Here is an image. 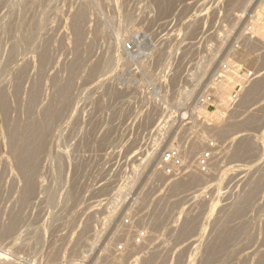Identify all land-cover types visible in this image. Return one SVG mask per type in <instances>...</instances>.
I'll use <instances>...</instances> for the list:
<instances>
[{"label": "rangeland", "instance_id": "374dc122", "mask_svg": "<svg viewBox=\"0 0 264 264\" xmlns=\"http://www.w3.org/2000/svg\"><path fill=\"white\" fill-rule=\"evenodd\" d=\"M258 2L0 0V264H93L135 236L128 216L149 231L140 264H264V38L246 31ZM238 44L257 75L238 106L178 126L206 56ZM206 138L210 174L169 185L158 155L173 142L192 162Z\"/></svg>", "mask_w": 264, "mask_h": 264}, {"label": "built area", "instance_id": "2783aa9c", "mask_svg": "<svg viewBox=\"0 0 264 264\" xmlns=\"http://www.w3.org/2000/svg\"><path fill=\"white\" fill-rule=\"evenodd\" d=\"M259 2L264 3V0H259ZM252 16L253 15L248 14V23L246 26L247 34H249L248 39L250 38L251 40L255 38L252 37L253 29L252 24L249 21ZM134 46H132V44L127 45L128 53L133 59L137 57L136 54L138 53L136 52L137 50L133 49ZM239 48L240 45H236V49L232 53H229L223 59H213L211 53L206 56V59L202 62V64L205 63L206 67L207 65H209V63H211V69L206 72V74H208V78L206 79L204 85L198 90L194 99L187 105V111H185L186 114L183 115L184 112H182L179 119H176V121L178 122V126H184V123L189 122V120L191 119L190 117L193 116L188 115L189 111H194L193 113L196 114L195 110L197 108L207 110L216 109L219 101L221 100L219 88L226 80V78H228V75L233 76L235 74V76H237L238 78H236L237 81L231 89L229 95L230 97L227 101V110L229 108L233 109L234 107L238 106L245 90L257 78L256 70L254 68H245L239 61ZM203 72H205V70ZM203 72L199 71V73H197L192 87L196 84L198 75H200L201 81ZM200 81L198 86L201 84ZM198 86L196 87V89L198 88ZM197 116L199 119L204 120L200 115L196 114V118ZM165 121L168 122L167 119ZM171 132L172 131H170V133ZM215 146L216 144L214 140H211V138H206V147L198 152V155L196 156L194 161L191 162L188 157L189 150L187 148H184L180 144L171 142V145L164 149L158 155L156 170L160 175L168 180L169 185L174 184L176 181L178 182V180H180L181 178L191 176L192 174L200 176L209 175L211 172V161L213 159V149ZM196 191L187 194L189 196V199H196L199 196V194H195ZM201 195H203V198L205 200L206 198H210V196L208 197L207 191L200 192V196ZM125 222L126 226L134 229L135 236L127 238L124 242H121L114 247L112 259L109 264H140L141 262L142 254L141 256L136 255L137 253L133 250L134 248H136V246H143L145 244V240L149 238V231L146 228L137 229L134 226V220L132 219V216H128Z\"/></svg>", "mask_w": 264, "mask_h": 264}, {"label": "bare ground", "instance_id": "6f19581e", "mask_svg": "<svg viewBox=\"0 0 264 264\" xmlns=\"http://www.w3.org/2000/svg\"><path fill=\"white\" fill-rule=\"evenodd\" d=\"M260 3H262V2H260ZM254 17H252V21H250V23L252 24V29H253V33H254V35H258V37H262V38H264V20H255L254 21V19H253ZM144 50V49H143ZM145 51V50H144ZM141 52V51H140ZM139 53V52H138ZM146 54V53H145ZM137 56V55H136ZM205 64V63H204ZM208 66V65H207ZM207 66H206V68H207ZM209 67V66H208ZM202 69H204L203 67H202ZM196 78V77H195ZM236 78H238L237 76H235V74L233 75V76H229L228 75V78H226V80L223 82V84L220 86V88L222 89V92H220V93H222L220 96H221V100L219 101V104L217 105V107H216V109H214V110H207V109H201V108H197V112L198 113H200V116H201V118H207V119H211V120H213V119H215V120H213V121H215L216 122V120L217 121H219L220 123H221V121L219 120L220 118H222V116L224 117V115H222L223 114V112H224V110H226L227 109V101L229 100V95H230V92H231V89L233 88V85L235 84V82L237 81V79ZM197 82H196V84L193 86V87H191V86H188V88L187 89H185L184 90V92H183V99L182 98H179V99H181V100H179L178 102H180V103H182L183 104V102L185 103L186 101H189L190 100V98L192 97V94L195 92V90H196V87L198 86V84H199V81H200V75H198L197 76ZM195 81V80H194ZM258 85V84H257ZM184 89V88H183ZM220 89V90H221ZM258 91V90H257ZM219 93V94H220ZM181 94H182V90H181ZM177 102V101H176ZM177 102V103H178ZM179 105H181V104H179ZM184 105V104H183ZM195 109V108H194ZM182 110V109H181ZM180 110V111H181ZM182 112H183V110H182ZM186 113L184 112L183 113V115H185ZM192 115V114H191ZM196 115V114H195ZM198 115V114H197ZM181 116V115H180ZM193 117V116H192ZM222 120V119H221ZM190 122H194L193 120L192 121H190ZM213 123V122H212ZM253 123V122H252ZM209 124H210V122H209ZM215 124V123H214ZM216 124H217V122H216ZM193 125V124H192ZM214 126V125H213ZM192 127H194V126H192ZM216 129L215 130H217V131H219V132H222V131H224V129L223 128H221L220 127V125L218 124V125H216V127H215ZM192 129H194V128H192ZM210 129V128H209ZM214 129V128H213ZM159 138V137H158ZM158 138H157V140L156 141H158ZM162 138V137H161ZM163 139V138H162ZM155 141V142H156ZM161 142V141H160ZM159 142V143H160ZM158 143V144H159ZM242 143V142H241ZM244 145V144H243ZM157 146V145H156ZM161 146V145H160ZM18 147V146H17ZM167 147V146H166ZM165 147V148H166ZM194 147V146H193ZM161 148V147H160ZM18 149V148H17ZM240 149V148H239ZM243 149V148H242ZM153 150V149H152ZM158 149H156V151H157ZM162 150V149H161ZM244 150V149H243ZM240 151L242 152V150L240 149ZM239 151V152H240ZM154 152H155V148H154ZM158 152V151H157ZM189 154H193V149L191 150V151H189L188 152ZM156 154V153H155ZM151 155H153V153L151 154ZM150 155V156H151ZM191 156V155H190ZM153 157H154V155H153ZM150 159V158H149ZM156 167V166H155ZM197 176V175H196ZM195 175H194V177L192 176V179H190V181H196L197 179H195ZM185 180H187V179H185ZM134 181V180H133ZM188 181V180H187ZM131 183H133V182H131ZM188 183V182H187ZM180 184H181V186L183 187L185 184L184 183H182L181 181H179L178 180V182H177V185H179V187H180ZM177 185H176V187H177ZM186 186H187V184H186ZM190 186V185H189ZM113 211V210H112ZM238 211V210H237ZM115 212H116V210H115ZM231 212H233V211H231ZM111 216H114V214L113 215H111ZM109 217V216H108ZM110 218V217H109ZM112 218V217H111ZM119 218H121V217H119ZM110 222V221H109ZM122 223V222H121ZM187 224V223H186ZM100 239V238H99ZM99 239H97V240H99ZM111 239V238H110ZM109 239V240H110ZM107 240H108V238H107ZM112 240H113V238H112ZM111 240V242H113ZM96 241V240H95ZM116 242V241H115ZM222 242V241H221ZM96 243V242H95ZM104 243V242H103ZM111 244V243H110ZM109 245V244H108ZM104 246V245H103ZM101 247V246H100ZM105 248H106V250H107V245L106 246H104ZM105 248H103V249H105ZM110 249V248H109ZM109 249H108V251H109ZM104 252L105 251H103L102 253L104 254ZM111 252V251H110ZM105 254H106V252H105ZM111 254V253H110ZM102 255V254H101ZM106 256V255H105ZM109 256H111L112 257V254L111 255H109V252H108V256H106V257H102V259L100 258H96L97 260L93 263V264H109L110 263V260H111V258L109 257ZM89 257V256H88ZM100 257V256H99ZM110 258V259H109ZM88 259V258H87ZM151 259V258H150ZM149 260V259H148ZM150 261V260H149ZM146 262V261H145Z\"/></svg>", "mask_w": 264, "mask_h": 264}]
</instances>
